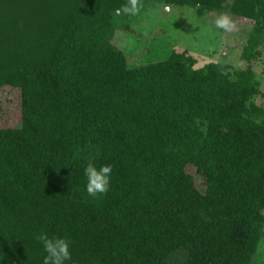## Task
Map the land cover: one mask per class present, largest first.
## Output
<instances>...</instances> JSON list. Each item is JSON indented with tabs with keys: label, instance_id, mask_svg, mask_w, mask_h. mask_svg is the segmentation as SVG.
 <instances>
[{
	"label": "trees",
	"instance_id": "obj_1",
	"mask_svg": "<svg viewBox=\"0 0 264 264\" xmlns=\"http://www.w3.org/2000/svg\"><path fill=\"white\" fill-rule=\"evenodd\" d=\"M158 1L252 22L245 69L186 52L131 66L113 44L130 0H0V89L22 99L20 128L0 129V264H42L41 233L71 241L70 264L254 263L264 0ZM89 162L112 166L106 193H87Z\"/></svg>",
	"mask_w": 264,
	"mask_h": 264
},
{
	"label": "rangeland",
	"instance_id": "obj_2",
	"mask_svg": "<svg viewBox=\"0 0 264 264\" xmlns=\"http://www.w3.org/2000/svg\"><path fill=\"white\" fill-rule=\"evenodd\" d=\"M131 20L124 21L129 32L118 31L113 44L124 54L131 66L166 60L172 52L188 53L197 60L196 69L210 63L226 62L236 69H245L241 60L243 47L249 37L252 22L233 18L228 12L212 13L202 18L197 11L186 8L168 7L158 0H142ZM226 16L233 25L231 31L217 28L215 21ZM120 26H123L120 25ZM263 58L254 64L264 93V49ZM2 110L0 129H18L22 123V99L19 90L0 89ZM257 103L264 106V100ZM196 186L205 191L203 181L196 177ZM184 259L183 256H178ZM253 264H264V239L261 241Z\"/></svg>",
	"mask_w": 264,
	"mask_h": 264
},
{
	"label": "clouds",
	"instance_id": "obj_3",
	"mask_svg": "<svg viewBox=\"0 0 264 264\" xmlns=\"http://www.w3.org/2000/svg\"><path fill=\"white\" fill-rule=\"evenodd\" d=\"M123 10L135 14L137 11L136 0H130V7H125ZM215 24L217 28L225 31H231L233 27L226 16L218 18ZM112 171L111 165L97 167L89 162L84 168V176L87 179V193L90 196L106 193L110 188ZM37 240L41 243L44 253H46L42 264H70L72 260L71 241L67 237L41 233Z\"/></svg>",
	"mask_w": 264,
	"mask_h": 264
}]
</instances>
